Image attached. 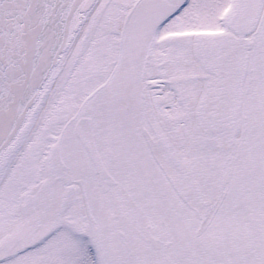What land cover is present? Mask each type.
I'll return each mask as SVG.
<instances>
[{
  "label": "snow or ice",
  "instance_id": "snow-or-ice-1",
  "mask_svg": "<svg viewBox=\"0 0 264 264\" xmlns=\"http://www.w3.org/2000/svg\"><path fill=\"white\" fill-rule=\"evenodd\" d=\"M0 264H264V0H0Z\"/></svg>",
  "mask_w": 264,
  "mask_h": 264
}]
</instances>
